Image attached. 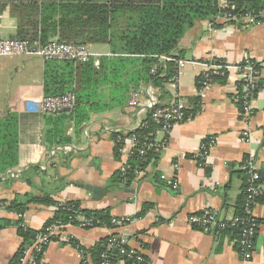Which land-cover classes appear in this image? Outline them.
Listing matches in <instances>:
<instances>
[{"label": "crops", "instance_id": "crops-1", "mask_svg": "<svg viewBox=\"0 0 264 264\" xmlns=\"http://www.w3.org/2000/svg\"><path fill=\"white\" fill-rule=\"evenodd\" d=\"M261 19L253 25L238 19L220 27L202 21L185 32L174 53L181 52V64L174 63L176 79L165 85L164 97L156 92L162 104L183 101L191 117L171 129L156 154L158 159H151L145 176L128 186L112 183L122 158L114 155L108 128L122 133L135 129L137 117L130 102L123 109L92 114L86 125L76 128L65 115L46 116L35 110V103L44 97L46 62L36 57L0 58V125L12 116L17 129V166L0 174V264H9L21 245L17 221L39 231L57 210L28 205L18 219L9 205L18 197L24 203V195H48L56 204L78 202L88 212L107 210L112 219H131L114 229L65 224L61 235L46 246L42 264H81L82 260L93 264L88 250L110 235L139 251L148 264H264V198L253 209L258 229L248 262L239 256L236 234L204 233L188 223V217L203 210L222 219L238 214L247 176L244 165L250 158L264 175V89L255 95L252 116L244 121L234 102L236 74L229 73L224 83H213L200 92L195 85L203 64L212 59L230 65L246 60L259 63L264 80V11ZM16 29L7 9L1 11L0 38H15ZM88 48L95 55V66L100 57L111 56L108 45ZM139 90L144 100L146 93ZM99 100L106 99L99 96ZM243 131L249 133L245 142L240 141ZM209 137L214 144L204 167L195 155ZM86 185L98 192L86 190ZM144 205L149 208L140 215ZM114 264L131 263L116 259Z\"/></svg>", "mask_w": 264, "mask_h": 264}, {"label": "trees", "instance_id": "trees-1", "mask_svg": "<svg viewBox=\"0 0 264 264\" xmlns=\"http://www.w3.org/2000/svg\"><path fill=\"white\" fill-rule=\"evenodd\" d=\"M225 1L226 7L220 5V0H0V12L7 9L10 17L16 20L15 40L41 45L57 41L87 47L92 44L109 46L111 56L100 57L97 66L94 59L80 64L67 61H50L45 64L44 97H57L73 92L76 98L74 110L60 115H65L79 128L89 122L92 114L125 108L130 95L140 88L151 86L164 97L165 85L177 74L173 61L181 58V52L177 56L174 54L179 41L196 23L207 21L213 27H220L234 24L235 20L246 15L253 17L256 23L262 20L264 0ZM224 15H229L234 20L223 21ZM219 20L222 22L217 23ZM162 57L173 61L164 62ZM214 61L224 62L212 59L209 63ZM244 64L243 62L242 65ZM256 69H261L259 63H256ZM226 77V73L223 76H211L208 84L224 83ZM206 84L203 76L195 81L199 92ZM240 86L241 83H237L238 90ZM261 89H264V80L260 78L258 86L252 91L253 96ZM99 96L106 100L100 101ZM237 97L234 102L241 113L242 102L240 96ZM152 112L153 110L145 116L144 127L125 136L135 134L140 141L151 140L150 133L158 129L151 118ZM191 114L186 111L183 121L191 117ZM111 136L114 140L115 136ZM117 147L119 148L114 146L113 150L116 157ZM146 157L148 161L158 159L155 154H148ZM130 165L143 168L146 163H140L134 157L130 159ZM15 166L17 129L14 117L7 116L0 125V174ZM261 176L264 177L263 174ZM134 178L131 174L121 176L117 172L112 183H125L128 186ZM23 197L27 199L24 203L18 202V197L11 202L9 210L23 214L28 205L58 208L44 227L55 223L65 225L75 213L110 227L112 218L107 210L88 212L82 210L78 202L56 204L48 195ZM242 203L243 201L239 204L237 215L241 212ZM148 208L149 205H144L140 215ZM16 226L17 235L21 239L20 247L31 244L44 228L33 231L21 227L20 221H17ZM232 233L237 234L235 231ZM107 239L108 237L88 250L93 264H99V256L105 250ZM78 249L85 252L81 247ZM20 257L18 250L9 264H17Z\"/></svg>", "mask_w": 264, "mask_h": 264}, {"label": "built area", "instance_id": "built-area-1", "mask_svg": "<svg viewBox=\"0 0 264 264\" xmlns=\"http://www.w3.org/2000/svg\"><path fill=\"white\" fill-rule=\"evenodd\" d=\"M220 5L226 7V1L221 0ZM242 19L246 25L256 23L250 15H246ZM222 20L229 21L234 20V18L229 15H224ZM6 57H36L44 62L67 61L80 64L87 63L90 59L95 58V55L90 52L87 46L80 44L51 41L41 45L30 44L28 41L0 38V58ZM161 59L164 62L173 61L167 57H162ZM173 62L181 64V61ZM243 62L245 63L244 65H242ZM243 62L234 65L225 62H206L203 64V73L201 76L205 79L207 83L205 87H207L209 85L208 83H210L211 76H223L225 73L227 75L229 73L236 74L237 83H241L240 90H236V97L239 95L242 102L240 117L242 120L248 121L252 116L250 107L254 99L252 91L258 86L261 78V69H256V62H249L248 60ZM153 72L154 70L151 71V73ZM142 90L146 93L144 100H140L141 90H137L130 95L129 105L135 110L137 117L134 130L146 125L145 116L153 110L151 118L158 125V129L150 133L149 136L152 139L149 141H140L135 134L125 136L127 133H122L118 129L108 128L110 134L115 136L113 145L119 146L116 150L117 157L122 158L118 173L121 176L131 174L135 177L134 181L141 180L145 176V171L150 165V161L147 160L146 156L148 154L156 155L160 152L164 147L166 137L169 135L171 129L183 121L186 112V106L183 101L172 100L166 104H161L158 100L156 90L151 86H146ZM75 105V94L68 92L62 96L43 97L35 103V110L40 115L55 116L71 113ZM159 136L162 139L159 140ZM248 137V131L240 133L241 142L247 141ZM213 144V138L209 137L205 139L195 155V158L199 159L204 167L208 165L207 155ZM70 150L68 148L66 151ZM134 157L138 162L146 163V165L143 168L130 165V159ZM244 169L247 176L243 189V203L239 215L222 219L213 211L203 210L200 213L188 217V223L198 231L214 235H219L225 231H235L237 233L235 243L239 256L245 262H248L253 256L254 239L258 229V221L253 214V209L257 205L258 200L264 198V177L255 168L253 158L245 162ZM10 176L16 177L13 174H10ZM171 188L177 190V185L172 183ZM17 218L20 219L21 214H17ZM130 222L131 219L129 218L112 219L110 227L112 229L122 228ZM68 224H73L81 229L87 230L99 226L105 227L100 222L92 218H86L78 213H75L73 217L69 218ZM20 226L25 228L23 223ZM64 227L65 225L60 223L45 226L43 231L36 235L31 244L19 248L21 257L17 264H42V255L46 246L61 235ZM99 258V264H114L116 259L130 262L131 264H148L139 251L126 247L122 240L114 235L108 237L105 250L100 254ZM81 264H86V261L82 260Z\"/></svg>", "mask_w": 264, "mask_h": 264}, {"label": "water", "instance_id": "water-1", "mask_svg": "<svg viewBox=\"0 0 264 264\" xmlns=\"http://www.w3.org/2000/svg\"><path fill=\"white\" fill-rule=\"evenodd\" d=\"M84 188L86 189V190H88V191H93L94 192V194H96L98 191L97 190H93V187H90V186H84Z\"/></svg>", "mask_w": 264, "mask_h": 264}, {"label": "rangeland", "instance_id": "rangeland-1", "mask_svg": "<svg viewBox=\"0 0 264 264\" xmlns=\"http://www.w3.org/2000/svg\"><path fill=\"white\" fill-rule=\"evenodd\" d=\"M202 73H203V71H202ZM202 73L199 75V77L202 75ZM175 79H176V77L173 80H175Z\"/></svg>", "mask_w": 264, "mask_h": 264}]
</instances>
